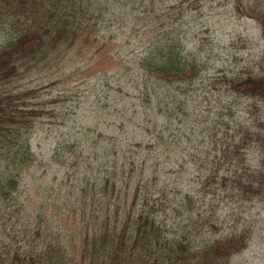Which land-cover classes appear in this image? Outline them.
<instances>
[{"label": "trees", "instance_id": "obj_1", "mask_svg": "<svg viewBox=\"0 0 264 264\" xmlns=\"http://www.w3.org/2000/svg\"><path fill=\"white\" fill-rule=\"evenodd\" d=\"M218 1L0 0V264H229L247 248L248 233L218 238L214 224L198 222L195 197L201 190H168L163 178L159 188L147 176H164L170 157L180 170L196 173L202 158L208 173L198 186H217L211 196H264V162L262 168L244 167V151L264 147V121L252 114L264 102V58L260 73L247 66L214 72L207 66L214 51L196 50L199 35L208 33H201L197 11ZM253 7L249 12L264 31V0ZM156 19L165 31L154 33ZM119 20L125 30L106 40ZM98 30L103 47L128 30L149 38V49L129 62L142 74L140 88L129 101L117 96V104L126 101L128 114L142 111L140 117L159 122L151 130L152 121L145 119L140 133L150 137L146 142L126 141L130 127L139 128L137 119L126 122L98 93L91 106L111 121L97 129L75 126L56 145L51 159L64 167V183L46 185L32 202L23 181L40 165L34 137L45 120L72 118L70 109L57 114L61 102H82L72 82L79 71L72 69L71 55L97 51ZM32 76L43 78L46 87L18 88ZM101 77L104 89L111 76ZM46 88L55 97L51 101ZM237 100L252 102L253 110L238 111Z\"/></svg>", "mask_w": 264, "mask_h": 264}, {"label": "rangeland", "instance_id": "obj_2", "mask_svg": "<svg viewBox=\"0 0 264 264\" xmlns=\"http://www.w3.org/2000/svg\"><path fill=\"white\" fill-rule=\"evenodd\" d=\"M257 1L219 0L216 3H206L201 10L197 11L202 15L199 26H202L203 29L200 31H202L201 33L208 31V33L199 35V45L195 47L197 51H199L200 46L201 50L204 48L205 51L210 49L214 51L213 56L211 55L209 60L210 63L207 65L211 71L215 69L214 72H216L220 68L227 69L228 67L241 70V67L247 66L251 70L254 69L255 73H260L262 69L261 62L264 58V31L262 24L249 12L257 4ZM202 4L204 3L200 5ZM239 6L241 10L237 9ZM156 20L159 24L156 26L157 29L154 33L165 31L166 27L163 23L159 19ZM114 23L115 25L109 31L111 34L107 36L106 40L120 35L121 31L123 32L125 30L124 25L126 23L124 20H119V22ZM98 33L99 36L96 43L98 47L97 51H90L91 53L89 52V54L85 55H81V53L76 51L71 55L74 63L72 69L79 71L76 72L77 76H74L72 82H74L73 85H76L75 92L79 96H82V102H76L74 100V102L68 104L61 102L62 109L57 114L63 116L70 109L73 115L72 118L70 120H65L64 118H62L63 120H45L46 125H44V131H40V134L34 137V152L40 161V165L36 168L29 169L24 174L23 181V191L32 202L37 200V192H42V189L46 185L55 184L56 187H60L64 183V167H57L51 159L56 145L60 142L67 141L75 126H86L88 129H97L102 126V121H111L109 116L106 117L104 114L102 116L98 107L91 106L93 101L97 99L98 93L105 99L110 100V106L113 110H119L123 117L124 115L127 117L126 122L130 119H137L136 122H138L139 128H134L133 130L130 127L129 130L132 132L126 135L124 138L126 141H133L134 143L146 142L150 137L146 139L142 135V131L140 133V129L145 128V119L152 121L150 126L151 130L159 122L154 116L147 115L140 117L142 111L139 113L133 112L132 114L126 112V108H129L131 105L126 103V101L136 96L142 83L141 80H138L142 77V74L132 70L129 62H133V59L137 60L149 49L145 46L149 38L146 37L143 39L142 36H136L135 32L128 30L124 33L123 38L116 41L112 40L103 47V39L105 36L102 38V30L101 32L98 30ZM80 45L78 44L77 48H80ZM195 47L193 46V48ZM119 55L123 56L119 57ZM81 70L84 73H81ZM103 74L111 76V80L104 83L106 84L104 89L102 84L104 81L101 77ZM114 75H120L123 78L116 79ZM42 79L38 76L26 77L17 83L19 84L18 88L46 87L41 84ZM59 86L62 88L61 85ZM117 90H122V93L118 94ZM44 91L43 94L46 101H51L55 98L53 95H49L50 89L46 88ZM122 95L127 98L126 101L117 104V96L121 98ZM120 100L123 101L122 98ZM203 105L200 106V110L203 109ZM251 105L252 102L240 100H237L235 103L236 109L240 112L244 109H247V112L252 111L253 108ZM51 108L56 109L57 107L52 105ZM258 108L252 111V114L255 118L259 117L264 121V102H259ZM64 122L66 126L60 129L58 124ZM206 131L204 130V133ZM210 140L206 142L207 145L213 143ZM215 148V146L212 147V149ZM244 157L246 159L244 165L246 169L248 167L250 169L262 168V163L264 162V147L251 146L244 151ZM225 161L227 162V160H224L222 163H225ZM175 162V158L171 159L170 157V161L166 163L170 167L164 176L161 173L155 175L148 173L147 176L151 180V185L156 184L159 188L161 186H167L168 190H183L184 193L190 194L201 190L202 193L197 194L195 197L200 214H202L201 219L198 221L202 223L201 225L205 226V223H209L210 225L214 224L212 228L214 231L212 232H216L218 238H225L228 235L236 233H248L250 236L247 248L233 256L229 264H264V196L261 195L262 198H255L251 193L246 194L243 192V194L233 197H226L227 195L225 194L213 197L209 193L217 186L211 185L205 188V190L202 189L201 185L198 186L199 179L208 173L206 167L203 166L205 160L202 158L198 159L195 166L196 173L187 171V169L180 170L175 165ZM91 163L94 168H98L96 166L97 163L93 161ZM82 164L84 162H80L81 166ZM160 181H162L161 186L159 184ZM54 189L56 188H52V190ZM217 237L215 236L214 238Z\"/></svg>", "mask_w": 264, "mask_h": 264}]
</instances>
